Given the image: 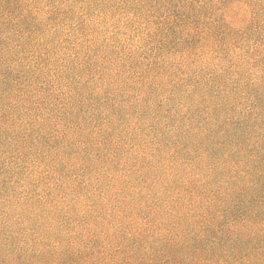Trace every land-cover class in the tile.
I'll use <instances>...</instances> for the list:
<instances>
[{"label": "trees", "instance_id": "obj_1", "mask_svg": "<svg viewBox=\"0 0 264 264\" xmlns=\"http://www.w3.org/2000/svg\"><path fill=\"white\" fill-rule=\"evenodd\" d=\"M0 264H264V0H0Z\"/></svg>", "mask_w": 264, "mask_h": 264}]
</instances>
